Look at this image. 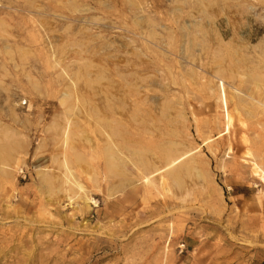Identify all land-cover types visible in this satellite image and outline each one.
Here are the masks:
<instances>
[{
  "label": "rangeland",
  "instance_id": "rangeland-1",
  "mask_svg": "<svg viewBox=\"0 0 264 264\" xmlns=\"http://www.w3.org/2000/svg\"><path fill=\"white\" fill-rule=\"evenodd\" d=\"M0 23V264H264V184L240 160L245 137L264 171V114L248 97L264 0H0ZM219 71L238 108L229 134ZM72 90L119 120L115 147L91 104L66 112ZM185 152L191 172L164 193L158 169Z\"/></svg>",
  "mask_w": 264,
  "mask_h": 264
},
{
  "label": "bare ground",
  "instance_id": "bare-ground-1",
  "mask_svg": "<svg viewBox=\"0 0 264 264\" xmlns=\"http://www.w3.org/2000/svg\"><path fill=\"white\" fill-rule=\"evenodd\" d=\"M244 13H245L244 11H241L240 12L241 16H243ZM240 27H242V25L237 27V29H233L232 35L234 39L237 41V43L239 44V46L243 47L241 46V44L243 43V40L239 38L238 39L235 38L238 31L240 30ZM0 29H1V23H0ZM234 30L236 31L238 30L237 33L234 32ZM258 33H260V30L258 27H256L255 29L251 30V32H249L248 38L251 39L253 36H256ZM229 34H230L229 31H225L222 33V35L225 37L228 36ZM206 39L207 38H205L204 36H201V40H200V45L205 51L206 49H208L207 47L208 43L206 42ZM234 51L236 50L234 49ZM227 55H229L227 57L230 58L236 55V52L231 51L227 53ZM22 57H24V54L22 55ZM243 61L244 60L239 59L237 63L241 64L243 63ZM263 61L264 59L262 58L259 59L257 62V65L250 68L249 70V79H250V84L252 85L253 95L252 96L249 95L248 97L251 102H254L250 105V108H249V113L252 116H258L259 114H264V75L262 74V67L264 66L261 64L263 63ZM216 74H217L218 85H217V94H216L215 100L218 102L219 107L223 112L222 113V117L224 120L223 132H225L226 134H229L230 128L233 126L235 117L236 118L238 117V108L236 105L231 104L233 97L226 92L222 71ZM85 82L87 84L88 82H92V81L87 80ZM241 82H242V79H239L238 84H240ZM86 86H89V85H86ZM78 94L79 93L77 90H72L70 93H67V94L64 93L62 96V99L60 100V104L63 107H65L66 112L77 108L76 106L77 103H80V105H84V104L87 105L88 103L91 104L90 109L87 112L86 118L92 124V128L94 131L102 132V133L107 132L106 137H107L108 146L115 147L116 143L113 140V136H116L120 132H122L121 124L119 120L114 118V119H110L106 121L105 116L103 117L99 116L95 107L92 106L91 100L89 98H86L81 94H80L81 97H79ZM70 98L73 99V102H69ZM230 104L232 105V107L229 109ZM137 112L139 113V111L138 110L136 111V115L138 114ZM69 127H70L69 122H67V125L65 126L64 135H63V140H62V145L64 146L63 147L64 149H66L67 143H68ZM9 140L10 139L5 134H3L0 138V149L5 150L6 147H8L9 145ZM241 142L243 145H245V148L242 152L240 160L242 161V163H245V164L247 163L250 166V175L258 179L264 184V171L260 168L259 165L256 164V162L253 159L252 152L246 146L247 139L245 137H242ZM207 148L210 150V146L208 144H207ZM229 154H230V146L229 144H227L226 145V155H229ZM106 157L108 160V165H107L108 172L114 171V168L118 167L115 161H119V158H117L114 153L109 152V149H108V154ZM186 159H187L186 152L181 153L179 155L167 154V156L165 157L163 167L161 169H158V170H163L162 174H160V188L164 193H167L170 191V185L166 182L167 180H171L176 185H179L181 181L182 172L183 171L191 172L193 168V163L185 162ZM20 160H21L20 157H18L16 159V164L19 163ZM75 162H69L68 158L65 156L63 157V160L60 162L61 164L60 166L64 169V176L66 180L67 179L70 180V177H72L71 176L72 175L71 173L73 170L72 164H74ZM140 162L141 161H138V163ZM142 180H144L146 184H150V180L147 176H142ZM73 184L78 188V190H81L76 182H74ZM67 195H68V200H73L74 194L67 193ZM87 201H88V204L96 206V201L86 200V202ZM88 204L84 203L83 207L87 209L89 207Z\"/></svg>",
  "mask_w": 264,
  "mask_h": 264
}]
</instances>
